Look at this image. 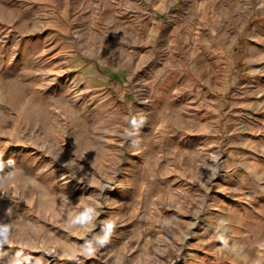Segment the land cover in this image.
<instances>
[{"label": "rangeland", "instance_id": "1", "mask_svg": "<svg viewBox=\"0 0 264 264\" xmlns=\"http://www.w3.org/2000/svg\"><path fill=\"white\" fill-rule=\"evenodd\" d=\"M5 226L0 264H264V0H0Z\"/></svg>", "mask_w": 264, "mask_h": 264}, {"label": "clouds", "instance_id": "2", "mask_svg": "<svg viewBox=\"0 0 264 264\" xmlns=\"http://www.w3.org/2000/svg\"><path fill=\"white\" fill-rule=\"evenodd\" d=\"M131 123H132L133 125H136V120L133 119V120L131 121ZM92 211H93V209H91V208L87 209L84 213H82V214L77 218L78 222H83L85 219H87L89 213H91ZM108 227L111 228V224H109ZM7 234H8V227H7V226H5V227H3L2 229H0V245H2L3 243L7 242ZM98 242H99L100 244H103V243L105 242V239H104V238H100V239L98 240Z\"/></svg>", "mask_w": 264, "mask_h": 264}]
</instances>
